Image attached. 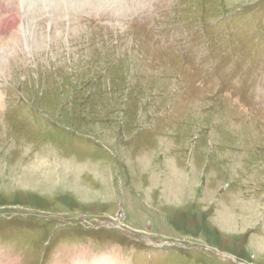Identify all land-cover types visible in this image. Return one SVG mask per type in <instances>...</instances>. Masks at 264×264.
Masks as SVG:
<instances>
[{
	"label": "rangeland",
	"instance_id": "obj_1",
	"mask_svg": "<svg viewBox=\"0 0 264 264\" xmlns=\"http://www.w3.org/2000/svg\"><path fill=\"white\" fill-rule=\"evenodd\" d=\"M264 264V0H0V264Z\"/></svg>",
	"mask_w": 264,
	"mask_h": 264
},
{
	"label": "bare ground",
	"instance_id": "obj_2",
	"mask_svg": "<svg viewBox=\"0 0 264 264\" xmlns=\"http://www.w3.org/2000/svg\"><path fill=\"white\" fill-rule=\"evenodd\" d=\"M102 264V263H101Z\"/></svg>",
	"mask_w": 264,
	"mask_h": 264
}]
</instances>
